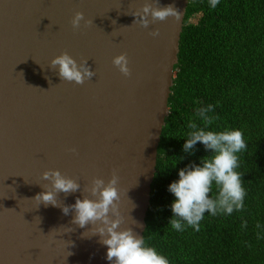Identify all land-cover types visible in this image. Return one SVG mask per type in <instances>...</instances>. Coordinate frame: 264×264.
Listing matches in <instances>:
<instances>
[{
    "label": "water",
    "instance_id": "water-1",
    "mask_svg": "<svg viewBox=\"0 0 264 264\" xmlns=\"http://www.w3.org/2000/svg\"><path fill=\"white\" fill-rule=\"evenodd\" d=\"M188 0H0V264H109L93 225L33 199L57 169L80 184L58 205L91 196L94 177L118 176L124 217L143 237L157 148L178 62ZM174 5L177 17L139 21ZM81 11L90 21L73 29ZM158 31V35L150 33ZM67 52L95 73L77 84L50 60ZM125 53L130 74L112 57ZM139 222V227L135 221Z\"/></svg>",
    "mask_w": 264,
    "mask_h": 264
},
{
    "label": "trees",
    "instance_id": "trees-1",
    "mask_svg": "<svg viewBox=\"0 0 264 264\" xmlns=\"http://www.w3.org/2000/svg\"><path fill=\"white\" fill-rule=\"evenodd\" d=\"M174 67L143 238L169 264H264V227H256L264 226V0H219L215 8L210 0H188ZM209 104L217 117L211 128H238L248 145L238 154L237 169L246 190L244 208L231 215L206 212L199 231H176L167 223L173 199L167 185L177 169L205 155L200 143L193 155L184 153L181 137L190 121L200 124L197 110ZM216 192L213 185L210 195Z\"/></svg>",
    "mask_w": 264,
    "mask_h": 264
},
{
    "label": "clouds",
    "instance_id": "clouds-1",
    "mask_svg": "<svg viewBox=\"0 0 264 264\" xmlns=\"http://www.w3.org/2000/svg\"><path fill=\"white\" fill-rule=\"evenodd\" d=\"M218 3L219 0H210V7L215 8ZM143 13L145 15L139 23L148 27L149 15L152 20H164L169 16L178 18L180 12L174 5L157 8L145 5ZM82 21L84 25L90 23L81 11H75L70 21L73 29L80 28ZM150 34L156 36L158 31L153 30ZM49 63L58 71L61 79L77 84L95 74L86 60H81L78 64L67 52L53 56ZM112 63L123 75L130 74L125 53L113 56ZM213 110L211 104L199 108L196 118L200 124L195 120L190 121L187 124L189 131L186 138L181 137L184 140V153L193 155L195 146L200 143L205 149V155L198 157L199 163L190 162L177 169V178L167 185V191L173 196L169 204L172 215L167 223L176 231H183L188 226L199 231L200 222L206 212L213 216L231 215L234 210L241 211L244 208L246 190L242 184V174L237 169L240 167L238 154L246 151L248 145L243 132L238 128L213 130L211 125L217 119L210 115ZM182 159L183 157L179 156V159L171 161V167L175 168ZM41 177L50 181V187L45 185L44 190L37 193L33 199L39 204L43 202L45 205L59 206L65 215L73 212L72 223L80 228L93 225L94 227L82 235L99 236V242L105 246V258L109 264H169L165 255L150 246L131 227H121L124 217L118 206L121 196L115 171L107 181L94 177L90 188L91 196L78 197L71 205H58L56 197L60 192L67 194L78 191V181L63 175L57 169L45 170ZM213 185L217 189L215 196L210 195ZM135 224L140 226L137 221ZM242 226L246 227V222ZM256 227L261 229L264 226L257 223ZM261 238V232L258 231L257 239Z\"/></svg>",
    "mask_w": 264,
    "mask_h": 264
},
{
    "label": "bare ground",
    "instance_id": "bare-ground-1",
    "mask_svg": "<svg viewBox=\"0 0 264 264\" xmlns=\"http://www.w3.org/2000/svg\"><path fill=\"white\" fill-rule=\"evenodd\" d=\"M175 75V74H174Z\"/></svg>",
    "mask_w": 264,
    "mask_h": 264
}]
</instances>
